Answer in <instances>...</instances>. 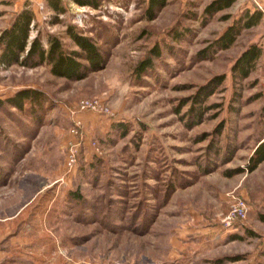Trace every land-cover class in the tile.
<instances>
[{
  "label": "rangeland",
  "instance_id": "rangeland-1",
  "mask_svg": "<svg viewBox=\"0 0 264 264\" xmlns=\"http://www.w3.org/2000/svg\"><path fill=\"white\" fill-rule=\"evenodd\" d=\"M211 1L167 0L151 19L149 0L97 8L64 0L67 11L51 23L47 0H0V32L28 3L37 14L31 38L41 31L46 42L52 32L76 48L67 35L73 24L108 55L103 69L77 81L44 65L0 67V95L19 84L50 95L41 125L10 104L0 111V264H264V162L246 168L264 133V55L248 77H234L244 49L264 51V14L231 47L206 55L255 10L253 0H237L205 16ZM85 97L108 101L114 115L103 116L107 129L90 131L102 154L81 159L69 177L52 117L70 126L65 107ZM122 122L125 132L113 125ZM54 168L48 189L23 195L25 173ZM232 196L250 206L238 228L223 225ZM15 239L24 245L9 247Z\"/></svg>",
  "mask_w": 264,
  "mask_h": 264
},
{
  "label": "trees",
  "instance_id": "trees-1",
  "mask_svg": "<svg viewBox=\"0 0 264 264\" xmlns=\"http://www.w3.org/2000/svg\"><path fill=\"white\" fill-rule=\"evenodd\" d=\"M49 7L54 11L50 22L59 23L60 14L67 11L64 0H47ZM80 5H91L99 7L103 0H73ZM236 0H212L206 5L205 16H212L222 9L231 6ZM167 0H149L148 17L153 19L165 6ZM37 14L34 9L26 3L21 9L17 10L8 25L0 32V67H11L21 65L33 68L40 65H49L50 71L59 77H66L77 81L86 78L92 71L103 69L108 61V55L93 36L85 35L79 27L67 24V35L76 48H69L65 42L56 34L48 32L45 43L41 31L31 38L33 27L36 24ZM263 19L260 10H246L234 23L229 26L219 38H217L207 50L206 55H211V50H222L231 47L238 38L237 36L244 30L258 25ZM264 55L263 47L257 43L243 50L234 64V77L237 79L246 78L251 73L254 65ZM152 59L141 62L140 72H145ZM221 82L222 80H218ZM215 85H218L215 84ZM47 96L38 88H22L14 95L5 98V102L14 105L22 111H28L34 116L35 123L41 125L44 120L43 111L46 110ZM29 103V104H28ZM0 101V107L3 106ZM118 130L126 131V123L113 124ZM113 126V127H114ZM1 130V124H0ZM1 132V131H0ZM264 161V133L259 137L254 147L246 168L249 171L254 169ZM79 194V193H77ZM76 194V195H77ZM251 234L253 230L248 229ZM242 238L241 235H235Z\"/></svg>",
  "mask_w": 264,
  "mask_h": 264
},
{
  "label": "crops",
  "instance_id": "crops-1",
  "mask_svg": "<svg viewBox=\"0 0 264 264\" xmlns=\"http://www.w3.org/2000/svg\"><path fill=\"white\" fill-rule=\"evenodd\" d=\"M45 43H47V42H45ZM44 66L47 67L49 65L47 64ZM33 68H36V67H33ZM33 68H29V69L32 70ZM13 87H15L14 90L4 92V94L0 95V101L3 102V104H4L3 106L0 107V111H3V109H5V107H6V105L10 104V103H7L4 101L5 98L14 95L17 91H19V89L33 88V87L41 89L45 93V95L47 96V99H46L47 102L45 104V108L47 107L50 95L44 88H42L40 86L28 85V84H19V85H14ZM53 100H55V99H53ZM10 106H11V109H17L18 111L20 110L12 104H10ZM64 110L67 112L66 107ZM20 111H22V110H20ZM22 112L25 113L23 118H25V116H27L31 120V123L35 122L34 116H31V114L28 111H22ZM80 114H81V117L84 121V125H85L84 129L87 131V138L84 141L83 146L81 147V152H80L79 158H80V160L82 159V160H86L90 163H93L95 160V158H93V157H95L96 155L94 154V148L92 147V143H91L92 135H91L90 131H93L94 128H95V130L107 129L108 125L110 124L111 119H109L107 121L105 117H103L102 115L96 114L94 112H92V113L91 112H82ZM64 115L66 116V118L67 117L69 118V120L71 122L70 126L65 127V124H63V125L58 124L59 119H60L59 116L57 118L52 117L53 118L52 123L56 127L55 130H56L57 134L60 135V137H59L60 138V144L63 147V149H65V154H66V147L68 145L67 142H68L69 138L71 137V129L70 128L72 125V119L68 114L65 113ZM48 116H50V115H48ZM66 118H63V122L67 121ZM44 119H45V117H44ZM102 122L104 123L103 126L101 125ZM28 124H30V123H28ZM40 134H41V130L36 132L35 137L36 138L39 137ZM30 150L32 151L33 149L31 148ZM22 159H24V158H22ZM65 160H66V158H65ZM64 165H65V162H64ZM257 167L255 169H257ZM56 169L57 168H54L50 172L45 170V169H34L32 171L25 173V175H23L20 179V183H22L20 190L23 192V195L25 196L28 193L29 194L32 193L33 194L32 198H33L38 193H41V192L45 191L46 189H48V187L50 186V183H48V182H50L53 179H57V177H56L57 173L56 172L59 169L57 171H56ZM74 176H72V177H74ZM34 188L36 189L35 192H33L35 190ZM8 243H9V247H11V246L12 247H17V246L22 247L24 245V241L20 240V239L10 240ZM13 253H14V251L12 250L8 254H7V252H4L3 255L8 256V255L13 254ZM0 257H2V253H0Z\"/></svg>",
  "mask_w": 264,
  "mask_h": 264
},
{
  "label": "built area",
  "instance_id": "built-area-1",
  "mask_svg": "<svg viewBox=\"0 0 264 264\" xmlns=\"http://www.w3.org/2000/svg\"><path fill=\"white\" fill-rule=\"evenodd\" d=\"M253 7L260 10L264 14V0H253ZM67 114L72 119L71 137L67 142L65 154V172L72 177L76 175V169L80 161L81 147L87 138V131L84 129V121L81 117L82 112H94L96 114L107 116L114 115L112 107L108 101H104L98 97H85L79 99L77 102L66 106ZM94 153L100 155L103 152L101 143L95 138L91 139ZM232 203L223 218L224 227L235 228L241 225L249 216V202L246 197L232 196ZM100 264V263H97Z\"/></svg>",
  "mask_w": 264,
  "mask_h": 264
}]
</instances>
